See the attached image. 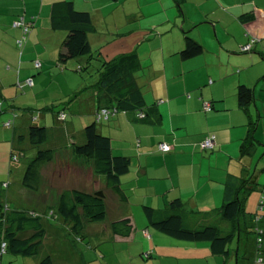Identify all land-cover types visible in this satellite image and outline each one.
<instances>
[{
  "label": "crops",
  "instance_id": "obj_1",
  "mask_svg": "<svg viewBox=\"0 0 264 264\" xmlns=\"http://www.w3.org/2000/svg\"><path fill=\"white\" fill-rule=\"evenodd\" d=\"M59 1L63 0H0V26L11 25V28H14V22L19 19L24 18L30 21L34 18V26L31 28L29 38L27 36L26 39H24V32L21 28H14L15 31L11 34L0 29V62L4 65L3 68L8 64L13 67L18 64V66H23L18 72L17 79L13 72L9 71L15 77L13 94L17 93V90L20 91L17 86L19 82L33 78L34 86L25 88H28L26 96L29 93L33 96L32 106L43 109L49 107V103L54 105L67 97L70 98L69 102L60 103L66 105L71 116V121L66 123V128L69 130L76 123L84 125L85 113L94 116L98 103L94 90H87V87L81 90L87 85L86 79L74 77L69 71L63 70L62 66L59 67L62 65L58 62L61 50L59 44L62 38L56 35L58 31L51 28V7ZM216 2L219 7L215 9H200L195 14L189 9L185 10V19L181 25L182 33L175 28L179 25L178 23H181L179 18H176V24L173 27L169 18L168 22H159L155 25L156 27L150 29L157 37L149 33L150 31L142 29L143 40L139 43L141 46L144 45L143 54L140 51L137 54L139 58L150 61L155 70V76L146 83L149 95L147 96V92L144 93L146 104L148 106L155 104L152 108L153 113L145 119H140L134 112L119 113L102 128L103 132L112 138L113 152L115 149L120 152L123 146L127 151L126 157L130 159L131 167L129 173L121 178V182L122 186L128 184V187L132 188L134 200L138 206L144 202L158 210H163L168 207L170 201L178 198L185 204L186 212L214 211L223 204L226 181L231 177L247 178L258 154L261 159L264 158V0H216ZM184 9L183 7V10L178 11L181 16H184ZM197 29L198 34H196ZM184 32L204 47L202 55L189 59L198 63L197 68L185 70L186 65L184 63L180 65L183 72H197L191 83L185 79L183 83H180L177 77L172 76L170 79L168 74V68L173 70L168 65L179 62L177 60L181 58L179 53L185 44ZM92 38L90 34L89 39L95 50L104 47L99 39H94V41ZM253 39L256 40L253 50L248 53L242 52L241 49ZM20 41H23L22 46H20ZM19 47L23 51L21 49L19 51ZM25 53L27 57L24 58ZM17 54H19V62ZM101 54L105 56L103 52ZM181 60L188 61L182 58ZM35 62L42 64L41 70L35 69ZM84 62L86 59L81 58L71 60L66 65L76 67ZM5 72L8 71L5 70ZM53 79H57L56 82L62 79L66 83L61 84L60 87H54L49 94H44ZM242 84L253 88L255 92V100L249 105L247 111L238 106L237 90ZM5 88L4 84H1L0 97L6 93ZM80 91L79 98L73 97ZM207 101H212L215 105L210 113L203 110V103ZM14 104H11L9 111L16 108ZM49 118L42 114L37 122L47 124L51 121ZM32 122L33 118L29 115L19 113L13 130V140L18 131L25 133ZM127 126L131 127L137 140L133 139L130 145L115 142ZM252 127L257 143L251 149L250 154L241 159L240 145ZM209 134L216 136L215 148L211 151H203L200 144ZM20 137H23L25 141L28 140L26 135L20 134ZM161 142L171 146L169 153L159 152L158 145ZM71 148L68 152L61 150L62 154H67V156L64 155V160H62L63 156L60 160L54 157L52 162L42 166L39 189L32 191L35 195L29 197L30 203L50 211L48 213L45 210L42 216L40 215L47 232L40 250L49 242L51 254L48 255L53 258L55 264L54 255L62 253L70 260L69 252L72 250L69 246V239L72 235L70 223L53 214L59 205L61 194L66 190L79 189V187L85 189L82 190L84 192L90 190L88 193L108 188L106 178L95 171L93 160L76 157L73 147ZM173 161L178 166L183 161L193 166V169L200 168L198 171L194 170L193 183L189 189H184L178 182L180 173H177L176 177L170 168V163ZM63 162L64 166L70 168V171L75 168L74 170L79 172L73 176L75 183L70 182L69 172L62 173L55 168ZM70 163L74 167H69ZM255 168L253 180L260 185V188L249 197L246 206L250 208L253 205V208L250 212L248 208L246 209L249 215L244 220L252 219L259 211L263 221L258 225L264 229V202L258 210L261 199H264V184H262L264 183L262 180L264 159L260 160ZM5 175L7 180L1 183H9L6 189L11 197L12 172ZM23 176L20 175L19 183H17L19 187L15 189V193L19 195L16 200H27L26 194L31 191L23 186ZM75 185H79L78 188H73L76 187ZM152 189L154 193L160 191L161 195L157 196L158 199L156 197L148 199ZM110 192L114 196L111 212L106 203L107 219L104 222L93 224L92 227L88 224L85 237L88 236V230L91 228L89 233L101 237L102 243L103 240L108 239L114 242L128 239L142 246V253H146L144 257L150 255L148 258L150 259L156 254L161 259L171 256L176 258L177 264H183L181 259L188 260L211 255V248L207 242L181 241L167 235H165L167 238H163L160 235L163 233L154 227L152 230L145 226L144 219L131 212L129 205H131L130 196L132 194L128 196L127 202H122L112 190ZM107 198L106 194V201ZM125 217L131 218L133 223H136L134 232L128 238L114 235L111 229L112 222ZM219 223L225 229L228 228V225L221 220ZM237 234L240 235L238 237L240 240L249 236L243 231H238ZM252 235L257 239L255 233ZM77 242L81 241L77 240ZM45 255L35 261H32L33 259L28 261V264H40L41 260L46 257ZM75 263H78L77 260Z\"/></svg>",
  "mask_w": 264,
  "mask_h": 264
},
{
  "label": "trees",
  "instance_id": "obj_2",
  "mask_svg": "<svg viewBox=\"0 0 264 264\" xmlns=\"http://www.w3.org/2000/svg\"><path fill=\"white\" fill-rule=\"evenodd\" d=\"M187 1L176 0L180 11L183 10V5ZM21 20L19 19L14 24ZM24 21L29 26L26 33L28 35L34 26V18L30 21ZM14 24V28L23 30L24 39H26L24 28L15 27ZM51 28L54 31L67 32L58 56L60 64L66 65L71 60L81 59L84 56L88 57V59H85L89 63L94 58L96 51L94 52L89 39L90 34H93L96 28L92 14L76 10L72 1L56 2L51 7ZM184 39V48L179 53L183 60H189L203 54V45L187 32H184ZM23 41H20V46H22ZM252 50L253 45L248 52ZM99 53L101 52L99 51ZM99 57L103 59L102 71L96 83L87 87V90H94L98 109L93 116V123L84 129L83 144L74 143L72 147L76 157L93 160L95 171L106 178L108 188L122 202H127L128 195L122 187L121 178L129 173L131 161L128 157L114 154L112 138L103 132L102 128L104 125H101V131H99L97 124H103V122L108 124L119 113L134 112L140 119L148 118L153 113L152 108L155 104L151 106L146 104L145 94L139 84V78L136 76L142 68L137 51H131L127 54L113 57L110 60L102 54ZM36 63L35 69L41 70L42 64L39 62L40 66L37 67ZM83 64L78 66V71L85 69ZM28 79H32V86L25 84ZM28 79L18 83L17 86L20 90L23 91L26 87L31 88L34 86L33 78ZM80 96L81 91L80 93H75L73 97L79 98ZM237 99L239 108L247 111L249 105L255 100L254 89L244 84L240 85L237 90ZM206 103H209L211 107L209 110H205L203 105V110L206 113L212 112L215 108L214 103L207 101L203 104ZM15 110H19V113L33 118L31 126L21 135L27 136V141L37 149V152L26 164L22 184L31 191H37L39 189L42 166L52 162L55 157V149L53 147H44L49 139L50 130L48 124H40L37 121L42 114L47 116L46 113L48 112L55 117L58 123L66 125L69 112L64 104H55L43 109L25 108L22 110L16 107L12 109L14 113L13 120H9V124L5 125L12 130L15 129V121L18 115ZM103 111H106V114H103ZM209 137H214V147L212 149H203L201 147L203 151H211L215 148L216 136L214 134L206 136L200 146ZM18 141L24 142L25 139L20 137ZM256 143L257 140L252 127L240 145V158L242 159L249 155ZM161 144L168 145L165 142H161L158 145L159 152L166 154L171 151L170 145H168L170 147L169 151H161ZM11 157L13 162L19 161V157L16 154L12 153ZM8 184L1 183L0 185V247H2L3 243L6 244L7 249L4 254L10 252L17 256L35 257L38 255L47 234L42 218L35 212L11 210L10 207L4 205L2 201L4 200L5 190L3 189H6ZM225 187L222 206L211 212H186L185 204L178 198L170 201L168 207L163 210H158L151 206H143V211L150 225L164 235L181 241L209 243L211 256L230 259L232 243L236 238L240 237L237 234L238 231L246 232L248 235L255 233L258 252L263 255L264 229L258 225L263 221L260 212L255 213V217L252 219L244 220L249 215L246 210V203L251 194L259 190L260 185L248 176L247 178L231 177V179L226 181ZM263 202L264 199L262 198L258 210L263 206ZM53 214L70 223L72 236H74L75 240L83 241L88 224L101 223L107 219L106 194L103 190L94 193L78 189L66 190L61 194L59 205L53 211ZM212 218H214V221H212ZM220 220L228 225V228L225 229L219 223ZM111 229L114 235L128 238L134 232L135 225L131 218L125 217L112 222ZM22 235L25 236L22 237ZM149 257L150 255L147 258ZM40 264L55 263L53 258L48 255L41 260Z\"/></svg>",
  "mask_w": 264,
  "mask_h": 264
},
{
  "label": "rangeland",
  "instance_id": "obj_3",
  "mask_svg": "<svg viewBox=\"0 0 264 264\" xmlns=\"http://www.w3.org/2000/svg\"><path fill=\"white\" fill-rule=\"evenodd\" d=\"M63 1H72L74 2V5L76 4L77 9L92 14L94 25L96 27L95 34H92L93 37L92 40L99 39L100 44L104 46L100 50L94 49V52L96 51L94 54V58L91 59L89 63L84 62L83 65L85 66V69L83 71H78V66L69 67L63 64L59 65V67L61 66L63 67L62 68L63 70L72 73L74 77H78L80 79L81 78L86 79L88 81L87 85L81 88V90H83L88 86H92L97 81V78L100 75V72L102 71L103 59H100L99 56L101 53H99V51L103 52L105 57L109 60L115 56H121L122 54H127L125 52L129 50H132V52L140 51L141 54H143L144 45L141 46V43H139L140 40H143L142 29L148 32L150 31V29L156 27L155 25L158 24L159 22L160 23L163 21H165V23L168 22L169 18H170L171 26L173 27L176 24L175 23L176 18H179V21L181 23H178L179 25L175 28L179 29V31L181 32V25L185 19L184 18L185 10L189 9L191 13L195 14L198 13L200 9H207V8L215 9L219 7V4L216 2V0H188L183 5V7L185 8L184 16H181L180 13L178 12L179 8L176 0H63ZM0 29L2 31L9 32L10 34L13 31H15L14 28H11V25H8V27H4V25L0 26ZM134 30H136V32ZM149 33H153L152 35L155 34L153 31H150ZM66 34H67L66 31H58L56 34L62 38V41L59 44L60 49L62 46V42L66 37ZM196 34H198V29L196 30ZM29 35L30 33H28L26 37L28 36L29 38ZM22 36L23 35H21L20 37L23 39ZM154 36L157 37L156 35ZM20 49L21 48L19 47V51L22 50ZM17 55L19 62V54ZM25 57H27V53L24 54V58ZM82 58L88 59L87 56H84ZM140 61L142 68L136 74V76L139 78V84L142 87L143 92L146 93L148 91L146 83H148L149 80H151L153 76H155V70L151 66L150 61H147V59L140 58ZM177 61H176L177 63L175 64L171 63L168 65L169 67H171V69H173L170 70V68H168L169 70L168 74L170 75V79L172 78V76H175L177 77V81H180V83H183L184 79L188 83H191L192 78L194 79V75L197 72L196 71L183 72L180 65L184 63L186 65L185 70H192L198 67V63L192 62L191 60L182 61L181 58H179ZM18 65L16 67H13V65L8 64L5 65V68H3L4 65L2 64V62H0V86L1 84H4V86L6 87L5 88L6 93L4 94V96L0 97V185L1 182L7 180L5 174L9 173L10 171L12 172V177L10 181L12 183L10 187L11 197H9V193L7 192V189H3L5 190V193H4V200L2 201V203L10 207L11 210L35 212L41 215L45 210L48 213L50 211L49 209L38 207L37 205H34V203L29 202L30 195H35V192L28 191L26 194L27 200L24 199L16 200V198L19 196L17 193H15V189L19 187L17 184L19 183L18 181L19 177L20 175L23 176L25 172L26 164L36 155L37 149L34 148L27 140L24 142L18 141L19 135L22 134L20 131L16 133L14 137L15 140H13V130L5 126L6 124H8L9 120H13V116H14V113L12 111H9L11 110L10 106L11 104H14V102H17V104L14 105L22 110L25 108L40 109L36 106H32L33 96L30 93L28 96H26L28 88L23 91L20 90L19 92L17 90V93L14 94L12 93V90L15 87V85H13L15 84V82H13V79L15 77L17 79L18 72H20V70L23 67ZM5 70H7L8 72H5ZM10 70L13 72L15 77L10 74L9 72ZM56 80L57 79H53L50 85L48 84L44 94H49L51 91L54 90V87H60L61 84L63 85L66 83L65 80L62 79H58L57 82ZM146 94L147 96L149 95L148 92ZM69 99L70 98L67 97L63 101H60V103L69 102ZM60 103H54V105L55 104L58 105ZM50 106H52V103H49V107ZM15 111L19 115L20 111L19 110H15ZM46 115L47 117H50L49 119L51 121L47 123L50 132H49V139L47 145H44V147H50V146L53 147L55 149L56 160L57 159L60 160L62 156H63L62 160H64V155L66 153L62 154V151L68 152L69 149H72L71 147L74 143L78 145L83 144L81 140H83L84 138V129L86 126L93 123L92 120H94V117L93 115L90 116L89 114L85 113L84 125H80L79 123H76L68 130L66 128V125L58 123L55 117L51 116V113L47 112ZM68 115H69L68 122H70L71 116L69 113ZM106 123L103 122V124H97L98 130L101 131V125H107ZM133 139L134 141L137 140L136 137H134L133 135V131L131 127L129 128V126H127L118 135V139L115 142L119 144L126 143L127 145H130ZM121 148L122 149H120L121 150L120 152L117 149H115L114 154L116 156L126 157L127 151H125V147L123 146ZM12 153L16 154L19 157L18 162H13L11 160ZM59 154L62 155L59 156ZM259 156L260 154H258L257 158L255 159L254 167L249 175L250 178H253L255 174L256 171L255 165H257L260 160L262 161L264 159V158L261 159V157ZM66 159L70 160V158L69 159L66 158ZM234 163L237 162L234 161ZM180 164L181 165L178 166L177 163L173 161L170 163V168L172 169L176 177H177V173L178 174L180 173V175L178 176L179 178L178 182L181 184V186L184 189L187 190L191 187L193 183L194 170L198 171L200 170V168L197 167L193 169L194 168L193 166L187 165L183 161ZM70 166L74 167L72 163L69 164V167ZM65 167L66 166H64V162L59 164V166H55V168L59 169V171L62 173L69 172V176L71 178L70 182L75 183V178H73V176L77 175V173L79 172L75 171L74 170L75 168L70 171V168L68 167L65 168ZM261 168L262 167H260V169ZM17 174L20 175L17 176ZM262 175H263L262 180H264V172L262 173ZM83 178H85V176ZM197 184L198 181L196 182V185ZM75 186L76 187L73 188H78L79 185H75ZM122 187L128 196L132 194V196H130L131 205H129V207H131V212H133L135 216L138 217L141 216L142 219H144V222L146 223L145 226H148L153 230V227L148 222L143 211V206H150V205L141 202L138 206V204L135 203L134 200L135 196H133L134 192L132 188H129L128 184L125 185L123 184ZM128 189H130V191ZM78 190L82 191L85 189L79 187ZM103 191L105 192V194L108 195L106 203L109 212H111V206H113L112 199L114 196L111 194L110 190L107 187ZM151 192L152 193L150 194V197L148 199H152V198L155 199V197L158 199L157 196L161 195L160 191H157L158 193H154V189H152ZM153 208L156 209V207ZM247 208L249 209L248 212H250L251 211L250 209L253 208V205H251L250 208L247 205L246 209ZM51 222H54V220H51ZM93 224L96 223L89 224V226L92 227ZM134 224L136 228V223L134 222ZM89 230H91V228H89ZM89 230L87 233L88 236L85 237V239L81 242H77L74 236L71 235L69 239L71 244L68 242L69 246H71L72 248L71 252H69L70 260H68L67 256H64L62 255V253H59L57 255H54L56 264H177L178 262L176 258H173L171 256L160 259L156 254L150 259H148L147 257L143 256L146 253L145 252L142 253L141 251L142 246L140 244L133 243L131 242V240L128 239H123L118 242H114V240L108 239V240H103L102 243L101 237H97L90 234ZM138 230L142 231L141 229ZM160 235L163 238H167V236L163 234ZM255 239L256 238L252 234L247 237H243V239L241 240L240 238H236L232 243L231 254L229 257L230 259L228 260L226 258H221V257L218 258L208 255L207 257L199 256L188 260L181 259V262L183 264H264L263 262L264 255L259 254L257 249V239L256 240ZM48 254H51V247L49 246V242L42 247V249L39 251L37 255V258H35L36 256L31 258L17 256L8 252L4 254L2 257H0V264H28V261H31L32 259H33L32 261H35V259L42 257V255L48 256ZM76 260L78 263H75Z\"/></svg>",
  "mask_w": 264,
  "mask_h": 264
},
{
  "label": "built area",
  "instance_id": "obj_4",
  "mask_svg": "<svg viewBox=\"0 0 264 264\" xmlns=\"http://www.w3.org/2000/svg\"><path fill=\"white\" fill-rule=\"evenodd\" d=\"M14 26L15 27H23L24 31H25V35H26V33L28 32V29H29V26L26 25L24 19H22L20 22L15 23ZM255 42H256L255 39L251 40L250 44L246 45L245 47H243L241 49V51L242 52H248L252 48V45H254ZM36 66L39 67L40 63L37 62ZM25 84L27 86H32L33 85L32 79H28ZM210 107H211V105L209 103L204 104L205 110H209ZM103 114H106V111H103ZM214 144H215L214 137H209L202 143L201 147L203 149H212L214 147ZM169 149H170V147L168 145H166V144H161L160 145V150L163 151V152H167V151H169ZM6 249H7L6 244L3 243L2 247H0V257L6 252Z\"/></svg>",
  "mask_w": 264,
  "mask_h": 264
}]
</instances>
